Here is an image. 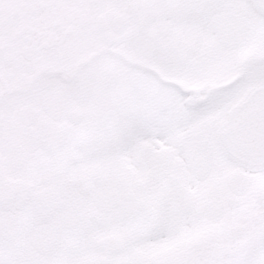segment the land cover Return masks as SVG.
<instances>
[{
  "label": "flooded vegetation",
  "instance_id": "flooded-vegetation-1",
  "mask_svg": "<svg viewBox=\"0 0 264 264\" xmlns=\"http://www.w3.org/2000/svg\"><path fill=\"white\" fill-rule=\"evenodd\" d=\"M129 19L126 9L83 2L0 0V175L13 189L0 203V264H102L100 247L126 239L125 222L140 231L161 226L169 236L118 264H231L234 243L264 230V171L230 160L217 139L259 67L227 103L187 121L153 73L196 101L239 76L212 82V29L165 20L149 29ZM120 32L137 39L114 42ZM145 102L174 112L171 140L141 142L139 160L102 151L120 112ZM62 212L78 221L60 219Z\"/></svg>",
  "mask_w": 264,
  "mask_h": 264
},
{
  "label": "snow or ice",
  "instance_id": "snow-or-ice-1",
  "mask_svg": "<svg viewBox=\"0 0 264 264\" xmlns=\"http://www.w3.org/2000/svg\"><path fill=\"white\" fill-rule=\"evenodd\" d=\"M9 0H5L7 7ZM69 3L93 8L126 9L130 14L129 26L142 21L149 29L160 20L171 21L177 25L198 26L216 31L218 21L211 12L227 9L230 12V30L227 35L220 34L221 46L238 50L254 38L264 35V0H68ZM106 30L101 28V34ZM151 30L142 33L144 42L152 40ZM137 39L134 32H120L114 42L122 43ZM264 65V58L253 57L238 69H246L237 79L220 88L214 89L205 99H190L194 93L180 85L164 81L157 74L152 75L161 86L169 90L177 101L184 106V118L195 122L205 118L217 107L228 100L247 82L250 72ZM175 114L170 109L151 102L125 107L115 123L109 128L102 151L113 157L122 156L141 159L137 153L138 145L145 140H163L169 142L173 134ZM223 146H221L222 148ZM139 166V164H138ZM129 230L126 239L102 245L100 250L107 255L102 264H118L119 257L131 255L135 249L147 241L162 240L169 236V231L161 226H145L138 230L125 222ZM231 264H264V230L253 231L243 239L237 240L229 253Z\"/></svg>",
  "mask_w": 264,
  "mask_h": 264
},
{
  "label": "water",
  "instance_id": "water-1",
  "mask_svg": "<svg viewBox=\"0 0 264 264\" xmlns=\"http://www.w3.org/2000/svg\"><path fill=\"white\" fill-rule=\"evenodd\" d=\"M230 12L214 14L218 36L230 30ZM221 144L226 153L251 169H264V88H252L231 109L229 120L220 130Z\"/></svg>",
  "mask_w": 264,
  "mask_h": 264
},
{
  "label": "rangeland",
  "instance_id": "rangeland-1",
  "mask_svg": "<svg viewBox=\"0 0 264 264\" xmlns=\"http://www.w3.org/2000/svg\"><path fill=\"white\" fill-rule=\"evenodd\" d=\"M263 42H264V35H261L260 37L254 38L253 41H251V43H249L248 46L244 47L243 49L235 50V51H233V54H229L228 55V58H229V60H231V62H233V68L236 67L239 64L240 60L242 59L241 57H243L246 53L250 52V50L252 49L253 43L255 45L256 44H259L260 45V43H263ZM259 49L261 50V53H260V56L259 57L262 58V54H264V50H263L264 48L259 46ZM229 53H232V52H229ZM225 55L226 54L223 53L222 50H220L217 53L216 57H214L215 64L217 63V61L222 56H225ZM263 74H264V67L261 68V70H260V76H262Z\"/></svg>",
  "mask_w": 264,
  "mask_h": 264
}]
</instances>
